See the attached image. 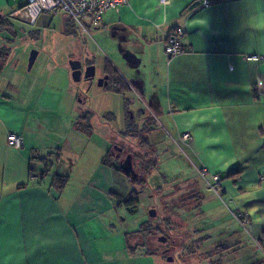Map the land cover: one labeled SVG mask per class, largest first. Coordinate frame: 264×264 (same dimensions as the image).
<instances>
[{"label": "crops", "instance_id": "0c3cea01", "mask_svg": "<svg viewBox=\"0 0 264 264\" xmlns=\"http://www.w3.org/2000/svg\"><path fill=\"white\" fill-rule=\"evenodd\" d=\"M3 8L0 27L9 25L7 30L16 34L13 25L1 20L6 21L5 16L13 15L17 7ZM43 14L46 12L37 18ZM79 26L88 32L90 25L80 21ZM175 26L182 29L178 39L182 52L166 58L163 43ZM92 30L113 38L120 54L122 45L139 58L137 67L128 71L129 81L115 72L126 89L142 90L154 126H164L176 147L195 162L198 180L174 185L170 202L175 199L185 204L186 198H193V215L205 220L201 230L207 236L219 235L215 221L223 214L217 208L232 204L235 218L240 212L248 214L246 223L238 222L264 248V0H208L207 4L203 0H169L165 4L126 0L107 11ZM38 55L37 51L35 59ZM251 55L258 59H247ZM21 74H10L7 84L11 92L0 95V264H120L116 257L120 254L113 253L108 223L99 219L114 207L112 193L122 195L111 186L114 168L106 160L109 151L87 139L79 154L67 158L69 166L59 162L58 154L51 161L42 155L40 143L47 124L41 112L45 109L31 101L34 92L30 91L43 80L29 82ZM139 119L140 126L145 120ZM71 120L74 135L81 133L82 124L90 132V123L78 117ZM8 132L23 138L19 149L7 143ZM185 132L190 139L184 141L181 135ZM69 136L64 138L67 143ZM155 143L152 149L158 155ZM159 149L169 153L166 145ZM198 168L218 174L219 182L202 184ZM234 170L237 175L228 176ZM53 175L66 178L61 188L51 185ZM136 176L135 172L132 177ZM180 187L184 189L180 191ZM211 189L214 192L207 193ZM179 236L175 235L178 240ZM172 237L158 247L177 245ZM121 238L118 245L125 249V233ZM225 248L229 246L224 241L218 242L212 253ZM168 250L171 255L166 259H173L174 247Z\"/></svg>", "mask_w": 264, "mask_h": 264}, {"label": "rangeland", "instance_id": "374dc122", "mask_svg": "<svg viewBox=\"0 0 264 264\" xmlns=\"http://www.w3.org/2000/svg\"><path fill=\"white\" fill-rule=\"evenodd\" d=\"M22 2L23 0H0V12L5 9L3 7H18ZM43 15L37 18L32 25L13 15L5 16L6 21L1 20L4 25L8 23L13 25L16 34L7 30L9 25H5V29L0 27V43L9 49L8 61L4 67L6 75L4 74L2 79L0 78V95L4 91L10 94L11 88L7 82L12 73H22L20 78L26 77L29 82L32 80L33 83L41 78L40 81L43 80V82H40L36 89L30 91L34 92L31 101L39 102L40 109H45V114L43 112L41 114L46 118L47 129L44 133L42 132L41 154H44L49 161L56 158L53 154H58L59 162L69 166L68 162L71 160L67 158L79 154V151L85 147V141L91 139L93 142H97L98 146L109 151L106 160L114 168L112 170V189L122 195L132 189L139 191V201L134 208L125 207L124 209L118 204L120 202L116 200L117 197H114L116 200H113L114 207L104 218H99L108 223L107 228L113 235V253L120 254L116 256L119 263L264 264V248H261L252 238L245 225L239 224V222H245L232 215V204L222 203L223 205L217 208L216 211L222 208L219 213L223 214L215 221L216 231H219V235L209 234L208 237L205 234V229L201 230L204 224L202 221L205 222V220H201L199 215H193V198L182 200L187 202L185 204L179 203L175 199L170 202L174 194V185L178 182H185L187 179H197L196 165L188 158L189 155H186L184 149L181 151L176 147L164 126L158 129L155 125L152 133H147L148 140L151 143L156 141L155 146L159 151H157L158 155H155L154 151L151 152L157 159L158 167L150 169L144 177V185L132 184L126 176L115 170L120 159L115 146L119 145L125 151L129 149L141 155L136 146V138L125 134V110H129L135 123H138L139 118L142 117L145 120L150 117V114L142 98L146 101L148 99L138 87L130 89L123 87L119 92H113L111 87L115 86L113 81H110L106 87L96 84V79L103 74L107 64L115 69L123 79L128 78V71H132V68L125 65V61L117 49V42L113 38L104 34V36L97 35L98 33L92 30L93 27L89 25L88 32H86L74 19H71L70 25L66 27V19L69 17L61 11L52 13V15L48 13ZM123 46L125 47V44ZM31 50L38 51L39 55L31 69L27 70V60ZM71 59H77L82 64L93 63L95 67L93 79L91 81L84 80L81 76L78 81H73L68 68V61ZM68 71L69 75L65 74L66 76H64V72L68 73ZM126 80L129 81V78ZM12 95L14 96V94ZM77 111L78 114H76ZM87 112L90 113L87 114ZM131 116L129 117L131 118ZM74 117H78L84 123H90V132L86 131L88 126L83 127L82 124L80 126L81 133L77 132L74 135L71 120ZM67 134L70 135L69 143L64 139ZM161 145L168 146L169 153L165 155L161 152L159 149ZM76 161L75 163H77ZM134 161L138 163L136 159ZM135 162L133 163L135 164ZM199 169L201 168H198L197 171L202 184L207 180L212 181L210 174H216L206 170L204 178L200 175ZM182 189L184 188H181L180 191ZM211 190L207 193L214 192L213 189ZM175 195L177 194L175 193ZM150 208L155 210L154 217L148 214ZM240 213L248 216L246 212ZM170 215L176 218L177 225L173 219L169 223L163 220L164 217ZM105 218H107L106 221ZM158 225L170 226V232L177 241V245L174 246L173 242L168 246L172 250L174 247L175 250L172 261H167L166 254L161 253L156 236L150 240V247L148 243L138 245L133 250L132 247H129L132 246L128 241L132 237L129 235L130 232L138 230L140 226L156 228ZM222 232L224 233L222 234ZM124 233L125 249L118 245V241H122V238H119ZM177 234L180 235L179 240L175 237ZM221 241H224L229 248L218 249L216 253H212V250ZM200 253L202 254L200 255ZM167 255H171V253L168 252Z\"/></svg>", "mask_w": 264, "mask_h": 264}, {"label": "trees", "instance_id": "16d2710c", "mask_svg": "<svg viewBox=\"0 0 264 264\" xmlns=\"http://www.w3.org/2000/svg\"><path fill=\"white\" fill-rule=\"evenodd\" d=\"M209 2L214 3L218 2V0H209ZM71 23V19H66V27H68ZM9 49L5 48L4 46H0V70L2 68L3 60L5 56L8 54ZM106 73L108 74V83L109 85L110 81H113L115 86H111L112 90L115 92H119L121 88L125 87L123 85V82L120 80L119 75L115 72V69H112L111 66L106 65ZM106 85V86H107ZM105 86V87H106ZM126 88V87H125ZM126 118H125V134H128L129 136H133L136 138L137 143V149L139 152H141V155H139L136 152H132L131 150L127 149L128 153H130L132 158V167L134 168L135 172L137 173L136 177H132V175L123 174L121 168L119 165L115 167V170L119 171L122 175L126 176L129 181L132 184L136 185H144L145 179L144 177L149 173L150 169H153L157 167L158 162L156 157L151 154L153 151L152 149V143L148 140L147 133L149 134L151 131L154 130V124L151 125V121L153 123V120L151 117H148L145 119L143 124L139 126L135 121L133 120L132 116L129 114V110H125ZM131 116V118L129 117ZM132 119V120H131ZM150 121V122H149ZM136 159L138 163L134 161ZM117 160V159H116ZM135 162V164L133 163ZM140 167V168H139ZM140 169V170H138ZM238 170L231 171L228 176H235L237 175ZM66 178L59 176V175H53L51 179V185L55 186L56 188H61L65 182ZM261 181L264 183V177L261 178ZM139 191L132 189L125 195H119L117 193H112L115 197L119 199V202L124 205L126 208H134L138 201H139ZM173 219L171 216L164 217L163 220L167 221V223L170 222V220ZM174 220V219H173ZM175 221V220H174ZM163 223V222H162ZM176 224V222H175ZM147 226V225H146ZM146 226H140L138 230L130 232V241H132L134 244L131 246L132 250L138 246L148 243V246L151 245V239H153L158 234H164L169 239L173 238L171 232H170V226L165 225H158L156 228H150ZM154 229V230H153ZM128 239V237H127ZM180 242V241H179ZM178 242V243H179ZM130 247V246H129Z\"/></svg>", "mask_w": 264, "mask_h": 264}, {"label": "built area", "instance_id": "2783aa9c", "mask_svg": "<svg viewBox=\"0 0 264 264\" xmlns=\"http://www.w3.org/2000/svg\"><path fill=\"white\" fill-rule=\"evenodd\" d=\"M160 3L165 4L169 0H158ZM126 0H23V2L13 11V15L19 18L26 19L29 23H34L41 13H55L61 11L69 18L78 22L85 21L88 25L95 27L99 24L102 16L109 10L117 9V7L125 3ZM208 0H203V4H207ZM182 34V29L179 26L173 27L167 34L163 43V52L166 58H171L180 52L182 47L179 43V37ZM247 59L257 60L256 55L247 56ZM7 143L19 149L23 144V138L15 133H7ZM182 140H189L190 135L185 132L181 135ZM206 169H199L202 177L206 176ZM213 182H219L218 174H210ZM237 217L242 219L245 223L246 216L239 214Z\"/></svg>", "mask_w": 264, "mask_h": 264}, {"label": "water", "instance_id": "95a60500", "mask_svg": "<svg viewBox=\"0 0 264 264\" xmlns=\"http://www.w3.org/2000/svg\"><path fill=\"white\" fill-rule=\"evenodd\" d=\"M197 2V1H196ZM119 50L122 52L121 56L123 58V60L131 67V68H135L137 67V65L139 64V58L131 51L129 50H124L123 48H121V46L119 47ZM37 51L35 50H31L28 56V60H27V69H29L35 59ZM68 65L69 68L71 70L70 72V76L72 78L73 81H78L80 79V61L79 60H69L68 61ZM94 65H90L88 67L85 68V71L83 73V79L84 80H91L94 76ZM107 75H104L103 77H100L97 79V85L98 86H102L105 85L107 83ZM122 167V166H121ZM125 173H130L132 175H135V172L132 169L131 166V162L128 158V156L125 157ZM148 214L150 216H154L155 215V210L154 208H150L148 211ZM158 240H161V242H165L166 238L164 236H159ZM167 260H172V257H167Z\"/></svg>", "mask_w": 264, "mask_h": 264}, {"label": "flooded vegetation", "instance_id": "af4514ba", "mask_svg": "<svg viewBox=\"0 0 264 264\" xmlns=\"http://www.w3.org/2000/svg\"><path fill=\"white\" fill-rule=\"evenodd\" d=\"M71 60H75V59H71ZM90 65H93V63H85V64H82V63H80V77L82 76L83 77V73H84V71H85V68L86 67H88V66H90ZM68 68H69V65H68ZM69 70H70V68H69ZM70 72H71V70H70ZM104 75H107L108 76V74L104 71L103 72V74L101 75V76H99V78L100 77H103ZM94 77V76H93ZM93 79V78H92ZM91 79V80H92ZM98 79V78H97ZM97 79H96V84H97ZM91 80H89V81H91ZM107 83H108V77H107ZM103 86V85H102ZM115 149L117 150V154L118 155H120V159H119V161H118V165H119V167L121 168V170H122V172H123V174L125 175V157L126 156H128V158H129V160H130V162H131V166H132V158H131V155H130V153H128L127 151H125V149L124 148H122L121 146H119V145H117V146H115ZM116 154V155H117ZM114 156L116 159H117V156ZM122 166V167H121ZM159 237V235L158 236H156V239H157V241H158V243H160L161 242V240H158V239H160V238H158ZM166 242L168 243L169 241H171L167 236H166ZM162 246V247H161ZM160 247H161V252H163V254H166L165 256H167V253L169 252V248H168V246H163L162 244H160Z\"/></svg>", "mask_w": 264, "mask_h": 264}]
</instances>
